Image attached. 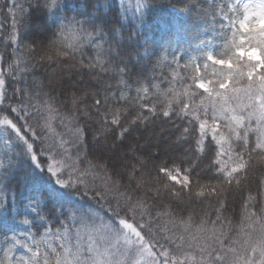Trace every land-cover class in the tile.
Wrapping results in <instances>:
<instances>
[{"label":"snow or ice","instance_id":"1","mask_svg":"<svg viewBox=\"0 0 264 264\" xmlns=\"http://www.w3.org/2000/svg\"><path fill=\"white\" fill-rule=\"evenodd\" d=\"M24 2L12 0L0 39L14 57L0 67V264H264V0H137L132 19L125 0ZM194 9L203 31L184 52L171 33ZM153 20L167 36L159 51L144 28ZM134 58L153 62L152 79L129 82ZM46 61L66 65L53 86L66 112L37 75ZM109 74L115 91L101 83ZM173 115L189 148L156 164L151 138L132 134Z\"/></svg>","mask_w":264,"mask_h":264},{"label":"trees","instance_id":"2","mask_svg":"<svg viewBox=\"0 0 264 264\" xmlns=\"http://www.w3.org/2000/svg\"><path fill=\"white\" fill-rule=\"evenodd\" d=\"M20 2L24 3V7L27 8V3L24 2V0H20ZM92 2H95V0H92ZM197 2L203 7V8H209L210 4H219L221 0H197ZM12 0H0V39H3L7 36L8 33L12 31L11 28V23H12V16L8 14V7L11 5ZM117 6H118V0H116ZM183 0H180V5L182 6ZM125 4L128 8V18L132 19L133 14L135 13L136 5H137V0H125ZM195 9L193 10L192 13L185 14L184 16H181L175 23L177 26H183V31L179 32L177 34L175 31L171 33V37L173 40V47L175 48L177 46V43L182 45V51L184 52H190L192 47H195L196 45V35L198 31H203L201 28V22L199 20L195 19ZM219 19V17L217 18ZM41 24V20L39 19H33L29 22L28 28L31 29L32 31H35ZM144 28L147 31V34L151 40L154 41V51H159V42L161 40V37L164 36V34L160 30V24L158 20H153L147 23ZM126 35V33H124ZM166 39L167 36H164ZM1 51L4 52L5 54V61H3V65L6 67L7 62L11 61L14 59L12 56V48L7 47V48H0ZM22 51L27 52L26 49H22ZM171 51V50H169ZM85 63H87V56H93L95 53L92 51L91 48H85ZM141 53H143V49H141ZM171 57L169 56V59ZM80 57H77L76 61H68V63H77ZM187 59V57H185ZM153 60H155V57H153ZM184 61H181V64H183ZM2 67V66H1ZM66 65L64 63H57V62H45L43 67H40L38 65V68H40L39 72L37 73L38 77L42 80L43 82V87L44 91L49 92L51 95H56L58 96L57 104L56 107L59 108L61 112H66L67 109L63 108L60 104L61 101L66 102V97L63 95H59V89L57 88L56 91H53V86L56 84V82L62 77V76H67L69 73H67L65 69ZM131 68V73H130V83L134 81L137 76L139 75L141 78L144 76H147L149 79H152V69H153V62L145 60L144 63H137L136 59H133V63L130 65ZM179 71V69H178ZM95 75V74H93ZM157 77L159 79L153 80V83H160L161 88L166 89L168 87V82L163 79L162 76H160V70H157L156 73ZM109 75H104L101 78V83L103 84L104 82H107L109 84L113 85V91L116 90V81L115 79H110ZM28 80H31L32 77L29 76L27 77ZM84 80V84L82 86H87L88 82L95 83L94 80L91 79L89 76H76L74 77V80ZM20 86H23L22 84ZM136 85H132V90L129 92L128 90H125L126 95H130V97H135L136 92L134 91ZM39 91V89H37ZM102 99L101 97H98ZM116 97H113L110 101L109 104L111 105L113 101H115ZM161 99H163L161 97ZM153 101L150 99L148 101L149 104H151ZM118 107L120 106H126L124 105V102L121 101L120 104L116 105ZM132 110V109H130ZM187 123L186 120H181L177 119L175 115H173L171 120H162V119H156L152 123H150L147 128H145L143 125H141L140 129L138 131L133 132L134 134H138L139 132L145 131L147 129H156L157 127L161 125H166L169 128V134L170 138L172 141H176L177 136H179V131L177 130L178 128H183ZM53 127L55 128L57 133H64L65 138H70L66 135V129L61 126L59 120H56L53 122ZM91 137L89 136V139ZM210 139V137H209ZM177 143V142H176ZM165 145L164 142L161 141V145ZM194 146V145H193ZM178 148V149H177ZM189 148V144L184 143V144H178L176 149L172 150H167L163 152H157L158 154L155 156L154 162L156 164H159L161 161H171L173 158H176V162L179 163V159L183 156L184 150ZM152 151V148L150 149ZM139 155V153H137ZM206 163V162H205ZM149 167L151 168L152 165L150 164ZM155 174V173H153ZM261 172L254 170L252 173H250V179L252 181L251 187L253 190H255L256 184H255V179L256 177L260 176ZM231 199V197H230ZM93 204H97V201H92ZM100 205H103V202H99ZM104 207H107V205H103ZM200 206H197V209L199 210ZM239 197L237 196L235 201L232 203L230 209H229V214L234 217V222L239 219ZM63 219V217H61ZM13 228L18 233H24V232H31L35 233L36 229L31 228L29 230L27 225L24 224H13ZM0 246H3L2 240H0ZM26 253V250L22 247H18L17 250L15 251L16 256L24 255Z\"/></svg>","mask_w":264,"mask_h":264},{"label":"rangeland","instance_id":"3","mask_svg":"<svg viewBox=\"0 0 264 264\" xmlns=\"http://www.w3.org/2000/svg\"><path fill=\"white\" fill-rule=\"evenodd\" d=\"M1 51V50H0ZM5 67L3 62H0V67ZM169 128L166 125H161L156 129H147L145 131L139 132L138 134H134L135 137H145L151 138V142L153 144L152 151L153 152H163L167 150L176 149L177 143L176 141H172L170 138ZM161 141L164 142L161 145ZM159 142V147L156 148L155 145ZM145 139H140V144L144 145ZM178 149V148H177Z\"/></svg>","mask_w":264,"mask_h":264}]
</instances>
